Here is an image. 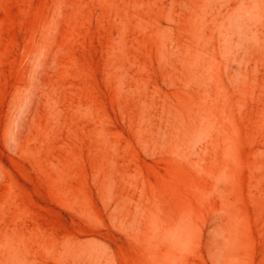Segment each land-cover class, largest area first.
<instances>
[{
	"label": "rangeland",
	"instance_id": "1",
	"mask_svg": "<svg viewBox=\"0 0 264 264\" xmlns=\"http://www.w3.org/2000/svg\"><path fill=\"white\" fill-rule=\"evenodd\" d=\"M0 264H264V0H0Z\"/></svg>",
	"mask_w": 264,
	"mask_h": 264
}]
</instances>
